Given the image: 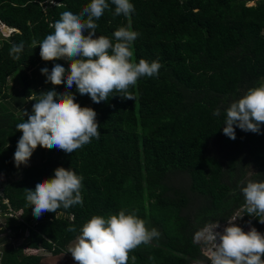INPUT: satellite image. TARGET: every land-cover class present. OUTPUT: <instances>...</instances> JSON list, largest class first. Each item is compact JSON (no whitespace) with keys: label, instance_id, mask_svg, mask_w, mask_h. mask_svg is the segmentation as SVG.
<instances>
[{"label":"trees","instance_id":"1","mask_svg":"<svg viewBox=\"0 0 264 264\" xmlns=\"http://www.w3.org/2000/svg\"><path fill=\"white\" fill-rule=\"evenodd\" d=\"M130 2L131 30L140 33L133 58L137 63L158 59L162 67L157 77H142L130 89L134 100L114 92L97 104L79 95L75 85L45 83L42 68L50 73L55 63L67 69L68 62L42 61L32 43L38 46L54 31L49 25L62 12L79 13L90 0H0V22L13 29L0 37V190L22 219H5L11 238L27 232L21 245L3 247L0 264H40L41 257L27 250L57 255L92 216L107 218L121 210L135 212L160 233L130 253L135 264H189L202 257L195 233L226 220L245 201L241 189L249 181H264V125L261 134L235 129V140L223 134L230 103L264 83V0ZM108 3L96 21V35L114 39V31L129 20L115 16V5ZM21 41L24 49L14 60L11 45ZM15 71L21 86L7 93L6 81ZM49 90L71 91L76 103L92 108L101 135L71 154L38 146L27 166L17 168L21 111H31L33 98ZM217 109L220 115H213ZM57 167L83 177V204L36 218L24 189L53 178ZM175 174L182 182L174 181ZM263 218L256 217L249 228L264 234ZM70 226L77 231H67ZM5 232L0 230V238Z\"/></svg>","mask_w":264,"mask_h":264},{"label":"clouds","instance_id":"2","mask_svg":"<svg viewBox=\"0 0 264 264\" xmlns=\"http://www.w3.org/2000/svg\"><path fill=\"white\" fill-rule=\"evenodd\" d=\"M51 2L54 3V0ZM111 4L115 5V16L123 15L129 20L126 26L114 31V39L96 35V21L109 9L108 0H90L79 13L62 12L59 19L49 25L54 31L38 46L33 40L34 48L40 49L42 61L64 59L68 62L67 69L55 63L50 73L46 67L42 68L40 71L46 76L45 83L53 86L64 84L66 89L75 85L79 95H88L93 103L98 104L107 101L114 92L134 100L130 89L136 87L138 80L159 75L162 65L158 59L151 62L140 59L137 63L133 58V43L140 35L131 30L134 5L130 0H111ZM2 26L5 25L0 22V28ZM5 27L7 36L13 29ZM23 49V41L13 43L9 54L18 60ZM37 96L38 99L33 98L35 103L31 113L21 111L22 122L16 125V131L22 135L13 156L15 167L27 166L38 146L71 154L91 143L93 138L99 139L101 134L96 112L76 103L71 91L57 93L49 90ZM225 112L223 134L229 139L235 140L237 128L246 133L261 134V125H264V83L248 89L241 98L230 103ZM213 115H220V110H215ZM25 116L27 120H24ZM82 180L83 177L70 168L57 167L53 178L37 181L34 189H24L33 216L40 218L45 212L55 213L60 208L82 205ZM241 192L248 215L264 216V181H249ZM233 221L227 222L222 233L213 231L219 227L218 223L211 230L209 239L214 242L211 264H264L261 258L264 256V234L254 227L244 232ZM259 222L264 224V220ZM66 230L76 232L77 228L70 226ZM159 236V231L149 229L135 212L126 214V210H121L107 218L92 216L79 229L66 253L71 254L75 264H135L136 257L130 256V253ZM3 247L0 243V256L4 254ZM37 250L27 252L41 257Z\"/></svg>","mask_w":264,"mask_h":264},{"label":"built area","instance_id":"3","mask_svg":"<svg viewBox=\"0 0 264 264\" xmlns=\"http://www.w3.org/2000/svg\"><path fill=\"white\" fill-rule=\"evenodd\" d=\"M247 4H253V2H247ZM249 6V5H247ZM258 216H249L246 207L245 201L240 204L232 213L231 215L224 221L221 222H213L210 224H206L203 226L199 231L195 233L194 239L200 245V253L202 255L201 260H192L189 264H211V252L214 250V242L209 239L210 232L214 228L215 224L218 223L219 227L215 228L214 232H221L223 228L227 226V222L233 221V223L241 227L245 232L249 226L251 225L252 221ZM12 219L21 222L22 219L20 218L19 214L16 213L12 207L10 206L7 199L3 198L2 192L0 190V230H6L5 236L8 239V242L13 245L14 240L11 238V225L5 221V219Z\"/></svg>","mask_w":264,"mask_h":264},{"label":"rangeland","instance_id":"4","mask_svg":"<svg viewBox=\"0 0 264 264\" xmlns=\"http://www.w3.org/2000/svg\"><path fill=\"white\" fill-rule=\"evenodd\" d=\"M247 5H251V4H247ZM5 33H6V31H3L2 28H0V37H2V36L5 37V35H6ZM19 73H20V71H15L13 74H11L10 78L7 79V81H6V92L7 93H11V92L18 90L20 88L21 81L19 78ZM30 112L31 111H29L28 113H30ZM29 162H30V160L28 161V163ZM182 179H183L182 176H180L179 174H175V176H174L175 182H178V183L182 182ZM26 236H27V232L23 231L21 234V237H19V238L16 237V240H14V244L11 246L17 247V246L21 245L25 241ZM3 238H4V239H2L3 242H8V239L6 237H3ZM68 247H67V249H68ZM66 252H67V250H66ZM28 253H33V252H28ZM37 254H39L42 257L40 264H75L70 253L63 252L62 254H60L58 256H53V255H50L48 252H45V251L39 249V250H37Z\"/></svg>","mask_w":264,"mask_h":264},{"label":"crops","instance_id":"5","mask_svg":"<svg viewBox=\"0 0 264 264\" xmlns=\"http://www.w3.org/2000/svg\"><path fill=\"white\" fill-rule=\"evenodd\" d=\"M262 217H264V216H262ZM247 230H248V229H247ZM247 230H246L245 232H247ZM2 239H4V238H0V243L4 244L5 246L11 245L9 242H3ZM66 250H67V249H65L64 251H62L61 253H59V254H57V255H54V254H52V253H49V254H50V255H53V256H58V255L62 254L63 252L66 253ZM41 260H42V257H41ZM41 260H40V263H41Z\"/></svg>","mask_w":264,"mask_h":264},{"label":"bare ground","instance_id":"6","mask_svg":"<svg viewBox=\"0 0 264 264\" xmlns=\"http://www.w3.org/2000/svg\"><path fill=\"white\" fill-rule=\"evenodd\" d=\"M1 28H2L3 31H7V30H5V26H2Z\"/></svg>","mask_w":264,"mask_h":264},{"label":"water","instance_id":"7","mask_svg":"<svg viewBox=\"0 0 264 264\" xmlns=\"http://www.w3.org/2000/svg\"><path fill=\"white\" fill-rule=\"evenodd\" d=\"M5 30H7L6 27H5Z\"/></svg>","mask_w":264,"mask_h":264}]
</instances>
